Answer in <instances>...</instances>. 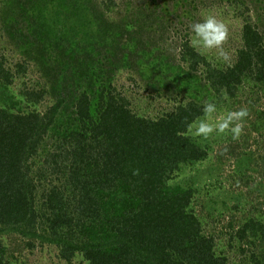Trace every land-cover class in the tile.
Returning a JSON list of instances; mask_svg holds the SVG:
<instances>
[{
    "label": "trees",
    "instance_id": "16d2710c",
    "mask_svg": "<svg viewBox=\"0 0 264 264\" xmlns=\"http://www.w3.org/2000/svg\"><path fill=\"white\" fill-rule=\"evenodd\" d=\"M208 1L213 2L191 1L193 23L201 20L195 14ZM226 1L247 9L253 0ZM117 6L115 0H0V36L5 30L4 44L20 49L22 57L9 67L0 51V264H14L17 255L45 246H55L68 264L76 256L88 264H236L229 252L236 248L242 264H264V203L253 205L258 215L237 219L230 213L227 224L219 216L220 233L206 231L202 211L205 200H211L208 188L201 185L205 180L186 173L210 153L203 137L178 135L203 116L206 102L217 107L221 100L241 103L245 86L257 92L254 102L243 101L250 106L260 101L264 9L256 11L258 21L245 17L241 45L224 64L188 39L170 52L162 36L143 43L147 36L142 35L133 45L136 56L152 53L149 45L165 49L169 55L159 51L154 61L162 64L159 70L181 68L188 76L167 85L166 77L155 81L150 61L136 66L127 47L118 45L125 33L120 24L128 18L113 12ZM50 8L51 17L46 14ZM123 71L130 72L136 87V78L143 79L152 101L163 98L173 107L153 117L134 111L114 84ZM31 74L35 82L21 80ZM262 116L260 111L248 135L235 140L240 144L232 153L238 163L251 161L254 172L262 170L264 181ZM252 132L257 136L253 143ZM212 135L218 142L220 134ZM223 135L219 158L234 142ZM242 168L237 167L236 176L249 186L251 177ZM222 205L225 212L237 211V205L231 210ZM220 234L229 236V249L220 247ZM5 237H15L11 245L20 242L10 248Z\"/></svg>",
    "mask_w": 264,
    "mask_h": 264
},
{
    "label": "rangeland",
    "instance_id": "374dc122",
    "mask_svg": "<svg viewBox=\"0 0 264 264\" xmlns=\"http://www.w3.org/2000/svg\"><path fill=\"white\" fill-rule=\"evenodd\" d=\"M115 1L118 5L121 6L114 7L113 12H119L122 18H128L127 23H125L124 25L120 24L124 26L123 28H125V33L118 45L127 47L128 53L131 55L130 57L134 62V65L137 66V63H139V61H150V65H147L151 66L152 69L155 68V70L157 71L155 75V81L162 80L163 77H166V80L163 84L176 85L181 81V79L183 81L187 79L188 76L186 72L183 73L184 70L181 72V68H178L176 71L173 70L171 72L170 70L167 71L166 68L159 70V68L162 67V64H160L159 62L155 65L154 61L155 59L158 60L157 55L159 54V51H165V49L158 50L155 46L149 45V49L153 48L152 53L146 54L143 57H138L135 55V53L137 54V51L133 49V45L137 40H139V38L141 39L142 35L147 36L145 39L143 37V43L149 42L151 40L153 42H156V39L162 36L163 43L168 45V48H166L167 51H175V47L182 44L183 41L187 39L190 40V25L193 23L194 19L191 18L190 14L188 13L189 11H191V1L200 2V0H131L129 2L130 4H128L126 7H123V4L125 6L127 0ZM252 2H247V6L250 8V10L247 11V9L249 8L246 9V7L242 5L238 9L236 5L227 3L226 0H213V2L208 1L206 7L205 5H201L199 7L198 13L200 14H195V18L202 19L203 14L211 13L215 15L217 19L223 21L226 24L228 28V37L223 45V48L229 54L230 58L237 52V49L241 45V33L243 25L245 23V17H250L252 20L258 21V14L256 13V11L259 9H264V0H253ZM50 9L51 10L46 12L49 17L53 16V8ZM243 12H246L245 15H242ZM32 15L33 12H30V16ZM262 15L264 17V13ZM134 19L137 20L133 21ZM117 21H120V18ZM160 21L163 22V26H160ZM195 21L198 20L195 19ZM153 22L156 23L153 26L154 28L152 29ZM143 25H145L144 29L142 27ZM38 26V23L35 22L34 29H39ZM20 27L23 26L20 25ZM158 28H160L161 31H159ZM260 30L261 32L264 30L263 25H260ZM48 36L49 35H47L46 37L47 40ZM6 37L7 32L4 30L0 36V42H3L0 44V51L4 52V55L8 62V66L14 67L17 63H21L22 61L20 49L15 48V46L10 47L9 45L4 44ZM49 40L52 41V44L55 43L54 37L51 36ZM38 45L43 46L39 43ZM44 45H47V42H45ZM155 45L157 46V44ZM143 46L144 45H142V47ZM68 47L70 46L68 45ZM103 47L104 49H106V51L108 50L107 44H105ZM49 50L51 51V49ZM197 50L201 51V53L208 57H211L215 54L217 55L219 60H222V64L226 63L222 58L219 57L218 50L216 49L208 51L200 49ZM131 51H133V53H131ZM167 51L165 52L169 55L170 52ZM176 53H178V50H176ZM102 55L107 54L103 53ZM161 71L162 76L159 77L158 74H160ZM129 75L130 72L128 71L121 72L120 74H118V76H116L117 80L114 81V84L118 87L119 90H124L125 94L127 95V97H129L132 103V108L134 111L146 115L147 117H153L156 114L159 115L165 113L173 107V103H169L163 98H157V100L155 99L152 101L149 97V92H146L143 86V79L141 80L139 78H136V81L139 83L136 87L135 83L131 82ZM36 78L37 76L35 77V74H31L27 75V77L25 76L21 80L25 81V79H30L31 82H35ZM18 85L19 84H17V86ZM185 86L186 85L183 84V87ZM256 92V88L253 89L249 86H245V88L243 89V94L246 95L245 98L249 100L251 99L253 102L255 100L253 94H255ZM245 98H243V100ZM243 100L241 103L235 104H232L234 103L233 101L231 103L229 100L227 102H223L224 100H221L217 107V115H224L228 111H239L241 109H246L247 116L243 119L242 134H247L250 130L251 122L257 120L260 111H263L264 116V94L261 96L260 101L257 102L255 106H250ZM46 102L53 103L51 98H47ZM214 134L217 133L214 132ZM224 134L226 135V137H232L230 131ZM223 136V134H220L219 137H217L219 138L218 142H216V135H211L207 139L202 138L201 143L205 145L203 148L208 147L210 154L206 160L187 167L186 173L187 175L196 176L201 181L205 180L201 185H206L205 188H208V190L206 191L209 192L208 198H211V200L208 201V199H206L205 205L203 206L204 209L202 212L203 216L205 217V219L203 220V225L206 231H214L216 229L218 233H220L219 230L223 228L222 223H218L219 219L221 218L219 216L225 217L226 221H223V223L227 224L229 221L230 213H234L237 219H243L245 215L251 216L254 213L256 214V212L253 210V205L257 206L259 202L261 204L264 203V181L261 180L259 174L262 172V170L254 172V164L251 161L246 162L244 165L236 161L237 156L236 154L232 153V151L234 150L233 148L237 147V145L240 143L237 142V144L235 140L234 142L231 141L232 145H230V149L227 150L228 155H226V157L219 158L220 150L218 149V143L221 141L223 143H226ZM250 136L252 138L251 143H253V138H257V136L253 132L250 134ZM237 140L240 141V138ZM241 142L243 143V141ZM226 145L227 144H222V147ZM243 151L244 149L241 148L238 149L236 153H241ZM242 166V169L248 171L247 176L251 177L249 186L243 184L240 177L236 176L237 167ZM202 192H204V190ZM224 202L228 204L230 210L237 205V211L232 212L233 210H231L229 212H225L224 205H222L224 204ZM195 208L197 209V211H199L198 205H196ZM200 208L202 209V207ZM224 213L225 215H223ZM220 238H218L217 240V242L220 243V247L222 248V246H226L229 249L227 243L229 236H226V234H224L221 235ZM3 239L5 243L7 242L9 244L10 248L15 247V244L20 242V240H16V242L11 245L10 241H15V237H5ZM238 251L239 250L237 248L235 250L229 251L230 256L234 257V263L242 264V262H240V260L238 259L241 256ZM17 257L19 260L17 259L14 264H68L59 258V250L55 246L36 247L32 253L26 251L21 253L20 255H17ZM246 262L243 264L249 263L248 261ZM71 264H88V262L85 261L82 257L76 256V258L73 260V263Z\"/></svg>",
    "mask_w": 264,
    "mask_h": 264
},
{
    "label": "clouds",
    "instance_id": "9594fccd",
    "mask_svg": "<svg viewBox=\"0 0 264 264\" xmlns=\"http://www.w3.org/2000/svg\"><path fill=\"white\" fill-rule=\"evenodd\" d=\"M190 31V44L193 48L204 51L216 49L220 58L225 62L229 61V54L223 48L228 37V28L223 21L211 13H205L200 21L190 25ZM217 113V104L206 102L203 107V116L187 125V133H178V135L190 134L207 139L214 132L223 134L230 131L233 140L239 139L247 110L228 111L224 115H217Z\"/></svg>",
    "mask_w": 264,
    "mask_h": 264
}]
</instances>
